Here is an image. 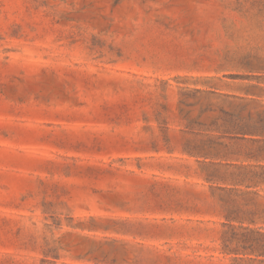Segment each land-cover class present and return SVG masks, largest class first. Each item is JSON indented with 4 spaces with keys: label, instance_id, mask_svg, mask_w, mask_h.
<instances>
[{
    "label": "rangeland",
    "instance_id": "1",
    "mask_svg": "<svg viewBox=\"0 0 264 264\" xmlns=\"http://www.w3.org/2000/svg\"><path fill=\"white\" fill-rule=\"evenodd\" d=\"M207 88L264 89V0H0V264H264Z\"/></svg>",
    "mask_w": 264,
    "mask_h": 264
},
{
    "label": "crops",
    "instance_id": "2",
    "mask_svg": "<svg viewBox=\"0 0 264 264\" xmlns=\"http://www.w3.org/2000/svg\"><path fill=\"white\" fill-rule=\"evenodd\" d=\"M232 75L230 79L235 80ZM259 90H194L196 94L216 96L222 100L207 109L217 113L213 124L184 128L199 142H205L212 148L195 154L186 151L199 165L231 169V172H217L208 177H230L232 200L241 204V208H253L249 202L259 201L264 212V89ZM217 121H221L220 124ZM231 224H264V221L231 220Z\"/></svg>",
    "mask_w": 264,
    "mask_h": 264
},
{
    "label": "trees",
    "instance_id": "3",
    "mask_svg": "<svg viewBox=\"0 0 264 264\" xmlns=\"http://www.w3.org/2000/svg\"><path fill=\"white\" fill-rule=\"evenodd\" d=\"M230 192H231V190H230ZM262 212H263V210H262ZM264 213V212H263ZM232 220V219H231ZM234 221H246V220H234ZM247 221H251V222H253L254 220H247ZM247 225H257V224H247ZM259 230V229H258ZM258 230H254L255 231V233L257 234V236H263V233H261V232H259Z\"/></svg>",
    "mask_w": 264,
    "mask_h": 264
}]
</instances>
